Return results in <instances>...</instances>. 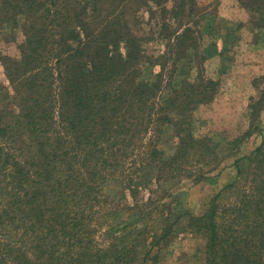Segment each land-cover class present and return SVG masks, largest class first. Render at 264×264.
<instances>
[{
    "label": "trees",
    "instance_id": "1",
    "mask_svg": "<svg viewBox=\"0 0 264 264\" xmlns=\"http://www.w3.org/2000/svg\"><path fill=\"white\" fill-rule=\"evenodd\" d=\"M153 1L162 19L155 38L166 46L156 54L146 53L150 38L127 21L140 29L136 10L128 11L147 0H0V26L21 23L24 35L20 57H2L11 93L0 100V264H151L149 250L140 257L134 251L133 222L114 231L113 244L98 241L117 210L104 184L125 181L131 190L132 171L146 168L158 185L199 182L261 130L252 126L264 86L242 133L194 135L193 111L218 91L204 63L228 49L210 40L201 48L214 32L192 26L195 0ZM238 3L253 28H264V0ZM166 126L177 139L169 154L158 145ZM233 165V179L199 213L157 204L174 208L157 242L183 220L205 239L201 264H264V140Z\"/></svg>",
    "mask_w": 264,
    "mask_h": 264
},
{
    "label": "rangeland",
    "instance_id": "2",
    "mask_svg": "<svg viewBox=\"0 0 264 264\" xmlns=\"http://www.w3.org/2000/svg\"><path fill=\"white\" fill-rule=\"evenodd\" d=\"M147 2L141 6L136 3L138 7L132 6L128 11L133 13L136 10V19L140 21V29L134 25L135 20L128 19L127 21L132 32L141 33L145 39L150 38L143 41L146 42L144 45L147 48L146 53L156 54L166 48L164 41L155 38L157 30L155 22L156 19L160 21L161 14L153 0H147ZM165 2L168 7L174 3V0H165ZM195 3L197 12L195 19H191L193 21L191 23H194L192 26L204 32H214L212 36H204L201 48H210L208 46L210 41L214 42L216 47L217 44L221 48H226L228 45L229 47L226 53L211 56L205 62V73L208 77L218 80V91L212 101L200 104L193 111V133L195 136L227 135L234 137L250 125L251 99L258 96L259 88L264 85V75L262 79L259 78L261 75L255 76L258 66H264V28L258 30L249 24L250 14L240 6L237 0H195ZM150 6L154 8L151 12ZM128 17L132 18L133 15L130 14ZM176 20L178 21V18ZM182 22H186L185 17ZM23 39L21 23L0 26V85L4 86L0 91V100L11 93L2 57L6 55L19 58L20 44ZM167 63L170 65L171 61L168 60ZM154 67L155 70H160L158 64ZM253 77L259 78L257 79L259 87L255 90L249 81ZM254 83L256 84V80ZM254 127H259L261 130L253 133L241 144L236 156L229 157L220 165L219 171L223 170L226 173L229 171L222 177L211 176L199 182L187 178L179 179L180 181L173 179L174 181H162L161 185H158L155 180L156 172L152 168H146L142 171H132L133 174L130 176L133 179L130 182L133 189L131 190L128 189L125 181L112 180L105 183L103 192L110 194L112 201L109 204L117 210L114 211L116 213L107 217V223L112 222V225L105 223L97 232L96 236L100 244L102 246L113 244L116 242L114 231L119 234L123 225L133 222L138 232L133 233L136 239L134 251L139 257L149 250L150 258L153 257L151 264L153 262L154 264L203 263L205 239L201 233L186 228L183 220L176 223L174 230L157 242L161 223L169 216H174L172 213L174 208H169L170 211L167 208L158 210L157 204L160 205V201H168L172 202L171 206H179L192 213L202 211L220 186H223L227 179H233L235 171L230 164L234 158L249 152L264 140V108L260 117L254 121L252 128ZM168 129L167 126L163 128L158 143L159 147L165 151L164 154L171 153L172 147L177 143L173 131H167ZM134 158L136 159V155L132 157ZM136 160L140 161V158ZM218 170L212 174H216ZM233 196L234 194L229 191L223 198L227 200ZM128 206L133 208H128ZM139 209L145 211L141 214L136 213ZM111 226L115 228L113 232L107 231Z\"/></svg>",
    "mask_w": 264,
    "mask_h": 264
},
{
    "label": "crops",
    "instance_id": "3",
    "mask_svg": "<svg viewBox=\"0 0 264 264\" xmlns=\"http://www.w3.org/2000/svg\"><path fill=\"white\" fill-rule=\"evenodd\" d=\"M237 1H238V0H237ZM217 43H219V41H217ZM215 46H216V45H215ZM228 47H229V45H228L226 48H228ZM216 48H218V51H220L223 47L221 48L220 45L217 44V47H216ZM225 53H226V51H225ZM214 57H215V56H214ZM214 57H213V58H214ZM218 57H219V56H218ZM209 59H210V58H209ZM209 59H207V60H209ZM207 60H206V61H207ZM206 61H205V62H206ZM204 67H205V63H204ZM259 67H261L260 70H259ZM256 69H257V68H256ZM260 75H261V76H260ZM263 75H264V66H261V65H260V66H258V70H257V73H255V76H256V77H257V76H260L259 78L262 79V78H263ZM256 77H255V78L253 77L252 79L249 80V81H251V84H252V86H253V90H255V88H258V87H259V86H258V87H255V86H254V80L259 79V78L256 79ZM257 84H258V81H257ZM263 86H264V85H263ZM263 86H262V87H263ZM260 88H261V87H260ZM260 88H259V89H260ZM256 97H257V96H256ZM256 97H253V98H256ZM247 127H248V126H247ZM236 132H238V131H236ZM233 161H234V160H233ZM233 161L231 162L230 165H231V167L233 168V170L235 171V167H234V165H233ZM222 168H223V166H222ZM228 172H229V171H227V173H228ZM227 173H226L225 171H223V170H221V171L218 170V172H216V175H215V176L213 175V176L216 177V176L218 175L217 178H219V177H222L223 175H226ZM214 174H215V173H214ZM228 181H231V180H230V179H227L226 182H224V185H225ZM221 186H222V185H221ZM221 186H220V187H221Z\"/></svg>",
    "mask_w": 264,
    "mask_h": 264
}]
</instances>
